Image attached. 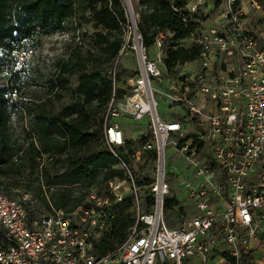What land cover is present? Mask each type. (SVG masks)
<instances>
[{
	"label": "built area",
	"instance_id": "2783aa9c",
	"mask_svg": "<svg viewBox=\"0 0 264 264\" xmlns=\"http://www.w3.org/2000/svg\"><path fill=\"white\" fill-rule=\"evenodd\" d=\"M120 1L126 17L129 12L127 24L137 32L138 68L120 100L114 98L112 71L103 141L123 177L108 180L102 193L91 189L71 211L51 205L37 209L28 193L10 198L0 182V264H264V48L251 32L248 13L239 0H225L219 21L199 22L204 30L191 39L198 59L174 75L163 64L164 49L178 46L174 34L157 35L152 58L130 0ZM248 1L258 8L256 0ZM203 3L195 0L187 8L189 20ZM154 83L182 106L187 123L197 126L196 135H186L183 120L160 116L154 99L160 88ZM114 118L146 127L145 141L131 155ZM168 148L177 154L171 156L174 164L183 162L179 174L173 164V173L168 172ZM131 160H148L152 180L139 186ZM167 198L192 209L179 226L165 222ZM124 204L130 205L134 224L120 245L100 255L97 246L116 216L114 207Z\"/></svg>",
	"mask_w": 264,
	"mask_h": 264
},
{
	"label": "trees",
	"instance_id": "16d2710c",
	"mask_svg": "<svg viewBox=\"0 0 264 264\" xmlns=\"http://www.w3.org/2000/svg\"><path fill=\"white\" fill-rule=\"evenodd\" d=\"M130 2L133 13L138 15L136 28L145 47H152L157 35L165 30L176 37L178 46L163 51V64L168 73L177 75V67L198 59L199 51L194 46L188 49L180 46L197 38L201 30L199 22L193 23L187 18L186 3L180 0ZM82 3L81 12H89L95 25L104 32L95 35L94 44L111 63L122 45L120 35L127 23L125 9L120 0H82ZM77 12L73 0H0V76L9 79L7 85L0 81L1 188L10 198L30 194L37 202V209H49L51 205L71 211L85 201L90 185L104 187L108 180L123 177V171L117 167L103 141L104 115L114 87L109 78L98 72L79 75L77 100L51 117L45 109L50 100L37 103L16 92L17 77L22 72L17 66L22 63L20 54L27 50L25 45H33L36 37L44 32L61 28ZM75 71H78L76 67H70L59 70L53 78L50 76L46 93L51 94L53 86L64 88ZM114 83L117 84L116 73ZM117 88L118 85L114 98L120 100L124 93ZM54 96L60 99L62 95L55 93ZM18 107L31 116L29 133L22 131L16 135L11 128L12 115ZM144 141L142 139L140 144ZM132 144L127 143L125 148L130 151ZM119 152L125 155L124 149ZM42 155L48 156L44 163L37 161ZM22 180H27L25 191L4 185V181L19 184ZM81 183L86 189L75 196L73 188ZM50 189L53 192L48 198L46 192ZM177 205L175 199L167 198L164 209L171 210ZM128 208L130 205L124 204L115 216L97 246L98 254L112 251L125 240L128 229L134 224L132 214L125 212Z\"/></svg>",
	"mask_w": 264,
	"mask_h": 264
},
{
	"label": "rangeland",
	"instance_id": "374dc122",
	"mask_svg": "<svg viewBox=\"0 0 264 264\" xmlns=\"http://www.w3.org/2000/svg\"><path fill=\"white\" fill-rule=\"evenodd\" d=\"M186 5L194 4L195 0H180ZM204 3L201 6H198L197 12L192 16L193 23L195 21L210 19L213 23H217L219 18H217L222 11L226 8L225 0H203ZM78 12L75 17L65 21L61 28L56 30H50L42 33L39 37L33 42V45H25V52L22 53V63L17 66L18 70L22 72L18 75L17 79V90L18 94L22 93L28 99H33L35 102L40 103L42 101L50 100L46 104L45 109L49 111V117L57 113L64 106L70 105L78 98L77 85L79 75L82 73H100L102 76L111 77L112 71L116 73V85H118V90L122 91L126 95L129 93L128 84L136 77L137 75V54L134 49V37L135 33L131 22L129 24L123 25V30L120 35L122 40V46L124 45L123 52L120 50L116 58L110 63L107 62L108 56L103 53L101 48L95 46L94 37L98 33L104 34L103 30L95 25V22L91 18L89 12L82 13L81 5L82 0H73ZM258 8H251V5L248 0H239V5L242 6V10L248 13V16L251 21V32L256 37L257 42L261 48H264V0H256ZM224 6V7H223ZM127 17L130 20L129 12L127 10ZM134 20H137L136 16H133ZM208 24V23H207ZM211 25V24H208ZM201 31L204 30V27H200ZM111 41V40H110ZM193 45V40H187L182 43L180 46L183 48H190ZM31 50L32 52H29ZM150 56L154 58L156 55L155 48L150 47L149 52ZM70 67H76L78 71L68 77V82L64 88L61 86H53L51 94H47V85L46 81L49 80L50 76L57 75L59 70H66ZM177 75L183 73L181 67L176 68ZM118 79V80H117ZM118 81V82H117ZM5 85L9 82L2 81ZM163 83L165 81L163 80ZM155 88H160L161 84H153ZM163 85V84H162ZM55 93H60L61 98L56 99ZM164 88H160L159 94L154 96L155 101L157 102V112L164 119H180L185 115L182 106L177 103L170 101L166 95ZM31 116L28 115L26 110L17 108V110L12 115L11 119V128L16 135L22 134V131L31 132L30 129ZM112 122L121 123L122 125H128L130 129L138 131L142 123L134 124L126 119H112ZM188 123H185V131H190L188 128ZM136 134V133H135ZM190 137L194 134L189 132ZM177 134L171 136V141L176 139ZM135 143L130 147V154L138 150L140 141L142 138L138 137ZM168 158V172L173 173V168L176 174H179L182 167V163L174 164V157H171L169 148L167 149ZM47 155H42L37 159L38 162H45ZM130 159V158H127ZM131 166L133 167V172H135L138 185L146 184L148 181L152 180V164L145 160V163L136 162L134 160L130 161ZM173 164V168L171 167ZM35 177V175L33 176ZM27 179V177L25 178ZM42 184V183H41ZM5 186H11V188L16 189V191H25V186L27 185V180H22L19 184L15 181L6 182L4 181ZM13 186V187H12ZM85 184H79L75 186L74 195L78 196L80 192L85 191ZM13 189V190H14ZM44 190V188H42ZM91 189L98 192H103L104 187H99L98 185H90L88 191ZM53 192V189H50L49 192H46L47 197H50V194ZM123 205H118L114 207V213L120 212L123 208ZM125 212H129L134 215L131 211V208H128ZM185 212V211H184ZM184 214L182 212H177V209H164L165 222L168 226L174 227L179 226L182 217ZM130 228L128 229V231Z\"/></svg>",
	"mask_w": 264,
	"mask_h": 264
},
{
	"label": "crops",
	"instance_id": "0c3cea01",
	"mask_svg": "<svg viewBox=\"0 0 264 264\" xmlns=\"http://www.w3.org/2000/svg\"><path fill=\"white\" fill-rule=\"evenodd\" d=\"M191 4H188L186 6V8H188L189 6H191ZM217 18H219V16ZM203 21L206 22V23H208V24H213V21H211L209 18L208 19H205V20H200V21H197L196 20L195 22H203ZM208 24H207V26H209ZM184 113H185V115H182L183 117H181L179 120H183V127L185 128V123H187V121H188V117H187L188 115H187V113H186L185 110H184ZM126 120H128V119H126ZM165 120L166 121H172V120H177V119H173L172 118V119H165ZM128 121H130V120H128ZM130 122H132V121H130ZM119 124H120V127H121L122 131H123L126 144L127 143H135V141L137 140L136 138H138V137L142 138V133L143 132H146V127H145L144 123H142V125L139 128H137L138 131H135V130L132 131V129H130V127L128 125H125L124 126L121 123H119ZM134 124H137V123H134ZM138 124H140V123H138ZM187 128L190 130L189 132H192V134H194V135H196L198 133V129H197V126H196L195 123H188V127ZM185 132H186V135L189 134L188 131H185ZM139 148H140V146H139ZM169 151H170V155L171 156L172 155H177L176 153H172V149L169 150ZM178 205L177 206H174L173 209L179 208L178 209V212H183L184 213V211H185L187 214H191L192 213V209L189 208L188 206H184L183 208H180Z\"/></svg>",
	"mask_w": 264,
	"mask_h": 264
},
{
	"label": "water",
	"instance_id": "95a60500",
	"mask_svg": "<svg viewBox=\"0 0 264 264\" xmlns=\"http://www.w3.org/2000/svg\"><path fill=\"white\" fill-rule=\"evenodd\" d=\"M7 76H0V81H7Z\"/></svg>",
	"mask_w": 264,
	"mask_h": 264
}]
</instances>
